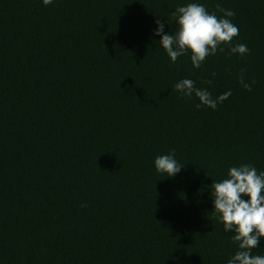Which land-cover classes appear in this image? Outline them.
<instances>
[{
	"label": "trees",
	"instance_id": "trees-1",
	"mask_svg": "<svg viewBox=\"0 0 264 264\" xmlns=\"http://www.w3.org/2000/svg\"><path fill=\"white\" fill-rule=\"evenodd\" d=\"M190 2L0 0V264H227L237 251L209 193L230 167L264 172V0H195L234 11L232 45L250 50L224 46L199 69L154 34ZM185 78L231 96L197 109L174 90ZM173 150L183 167L168 177L154 159Z\"/></svg>",
	"mask_w": 264,
	"mask_h": 264
},
{
	"label": "clouds",
	"instance_id": "clouds-1",
	"mask_svg": "<svg viewBox=\"0 0 264 264\" xmlns=\"http://www.w3.org/2000/svg\"><path fill=\"white\" fill-rule=\"evenodd\" d=\"M42 3L47 6L53 0H42ZM170 15L176 25L175 31L166 33L164 24L157 20L154 34L160 37L159 43L172 63L188 55L192 67L199 69L208 57L223 53L224 46L230 55L245 56L250 52L246 44L232 45L233 39L239 35V28L230 19L235 13L219 3L215 5V11L209 12L204 4L194 0L177 7ZM203 83L210 85L212 82L206 80ZM239 83L246 91H251L255 81L245 83L242 70ZM174 90L183 98L198 99L197 109L208 107L215 110L231 96L229 90L213 98L207 88H198L187 78L178 80ZM154 167L158 173L172 177L181 171L183 165L175 159L173 150L157 156ZM209 194L214 205L211 213L223 224L226 233H232L231 240L237 245V251L227 264H264V256L252 254L260 239L264 238V172L258 173L251 164L230 167L225 178L212 181Z\"/></svg>",
	"mask_w": 264,
	"mask_h": 264
}]
</instances>
